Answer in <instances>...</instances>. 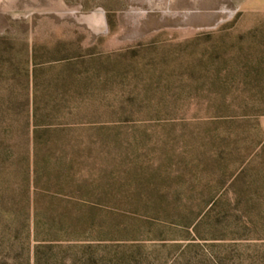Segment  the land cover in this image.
Here are the masks:
<instances>
[{
  "label": "rangeland",
  "instance_id": "obj_1",
  "mask_svg": "<svg viewBox=\"0 0 264 264\" xmlns=\"http://www.w3.org/2000/svg\"><path fill=\"white\" fill-rule=\"evenodd\" d=\"M0 264H264V0H0Z\"/></svg>",
  "mask_w": 264,
  "mask_h": 264
},
{
  "label": "trees",
  "instance_id": "obj_2",
  "mask_svg": "<svg viewBox=\"0 0 264 264\" xmlns=\"http://www.w3.org/2000/svg\"><path fill=\"white\" fill-rule=\"evenodd\" d=\"M37 174H38V170H37V167L35 165V162L31 161L30 162V159L28 161V166H27V186L30 188H35L37 189V185H38V181H37ZM37 177V178H36ZM38 223L37 221H33L31 219V224H30V229H31V232H30V235L29 237H31L32 240H36V242L38 243L36 247H34L33 249V256L35 257L36 255V250L37 248L41 245V244H44V243H52V241L54 239H37V229H38Z\"/></svg>",
  "mask_w": 264,
  "mask_h": 264
}]
</instances>
